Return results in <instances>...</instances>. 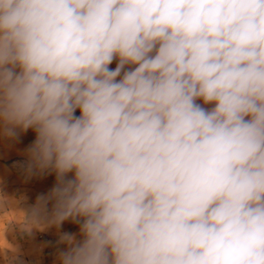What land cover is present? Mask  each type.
<instances>
[{"label": "clouds", "instance_id": "9594fccd", "mask_svg": "<svg viewBox=\"0 0 264 264\" xmlns=\"http://www.w3.org/2000/svg\"><path fill=\"white\" fill-rule=\"evenodd\" d=\"M29 129L16 166L56 183L5 235L82 220L59 264H264V0H0V136Z\"/></svg>", "mask_w": 264, "mask_h": 264}, {"label": "rangeland", "instance_id": "374dc122", "mask_svg": "<svg viewBox=\"0 0 264 264\" xmlns=\"http://www.w3.org/2000/svg\"><path fill=\"white\" fill-rule=\"evenodd\" d=\"M118 60L109 66L114 69ZM134 66H126L125 70ZM197 103L203 105L202 100ZM211 108L214 105H203ZM76 115H79L77 110ZM35 140V133L29 129L20 133L17 141H10L0 136V264H10L12 249H17L15 264H59L58 254L66 250V245L60 242L64 233L74 234L77 241L83 239L80 234V223L71 219L56 226L45 227L43 230L34 228L31 235L16 229L5 235L8 225L23 221L24 215L18 208L29 210L40 194H48L56 183L55 173L34 174L30 178L24 169L17 167V162L27 163L26 151ZM71 175V174H69ZM6 195V196H5ZM53 202L47 205L42 223L47 224ZM18 207V208H17Z\"/></svg>", "mask_w": 264, "mask_h": 264}]
</instances>
